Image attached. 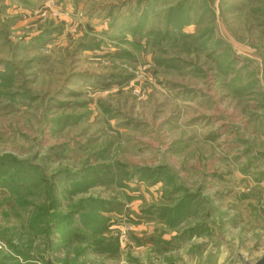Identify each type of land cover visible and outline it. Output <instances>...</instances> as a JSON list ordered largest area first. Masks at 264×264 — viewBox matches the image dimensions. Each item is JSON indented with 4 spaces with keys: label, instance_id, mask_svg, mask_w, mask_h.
Instances as JSON below:
<instances>
[{
    "label": "rangeland",
    "instance_id": "obj_1",
    "mask_svg": "<svg viewBox=\"0 0 264 264\" xmlns=\"http://www.w3.org/2000/svg\"><path fill=\"white\" fill-rule=\"evenodd\" d=\"M262 256L264 0H0V264Z\"/></svg>",
    "mask_w": 264,
    "mask_h": 264
},
{
    "label": "water",
    "instance_id": "obj_2",
    "mask_svg": "<svg viewBox=\"0 0 264 264\" xmlns=\"http://www.w3.org/2000/svg\"><path fill=\"white\" fill-rule=\"evenodd\" d=\"M242 260H244L242 258ZM245 264H250L247 260H244ZM255 264H264V256H262Z\"/></svg>",
    "mask_w": 264,
    "mask_h": 264
},
{
    "label": "trees",
    "instance_id": "obj_3",
    "mask_svg": "<svg viewBox=\"0 0 264 264\" xmlns=\"http://www.w3.org/2000/svg\"><path fill=\"white\" fill-rule=\"evenodd\" d=\"M93 226H95V225H93ZM48 264H51V263H48Z\"/></svg>",
    "mask_w": 264,
    "mask_h": 264
}]
</instances>
